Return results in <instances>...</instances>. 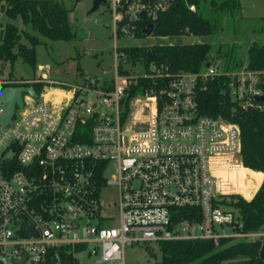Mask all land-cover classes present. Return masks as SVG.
Here are the masks:
<instances>
[{
    "label": "built area",
    "instance_id": "built-area-1",
    "mask_svg": "<svg viewBox=\"0 0 264 264\" xmlns=\"http://www.w3.org/2000/svg\"><path fill=\"white\" fill-rule=\"evenodd\" d=\"M172 1L104 0L113 63L98 77L50 82L38 67L36 81L0 78V92L35 94L22 91L6 122L0 103V264H59L65 248L78 262L84 253L85 264H124L125 245L264 241V228L241 230L232 205L259 187L245 186L256 172L241 163L238 126L201 115L196 104L203 82L219 76L230 101L243 109L251 99L259 104L253 74L213 65L167 73L149 64L129 76L121 67L118 38H145L150 24L136 37V22L153 20ZM107 186L116 190L115 216L101 200ZM21 225L32 233L20 236Z\"/></svg>",
    "mask_w": 264,
    "mask_h": 264
},
{
    "label": "trees",
    "instance_id": "trees-1",
    "mask_svg": "<svg viewBox=\"0 0 264 264\" xmlns=\"http://www.w3.org/2000/svg\"><path fill=\"white\" fill-rule=\"evenodd\" d=\"M62 1L0 0V9L6 17L10 21L18 20L21 26L19 28L11 23L4 24L0 31V60L13 63L20 58L34 68V48L40 43L34 33L50 42H68L72 39L74 33L67 23V10L63 8ZM238 7V0H173L167 10L153 20L136 22L137 30L134 35L141 37V28L152 24L151 36L161 41V38L171 37L174 40L184 36L207 37L214 32L222 14H230ZM209 48L210 45L203 42L175 44L174 41H163L145 47H120L118 51L131 64L140 61L147 68L149 63L146 62L145 53L152 49L155 55L152 64L155 67H160L167 73H197L210 65ZM245 53L244 69L253 74V86L264 97V43L252 42L246 47ZM239 67L240 63L233 66L225 64L221 69L234 71ZM142 82L134 87L130 86L128 92L135 94ZM225 82L226 78L222 76L206 79L203 82L204 88L196 93V104L201 115L222 118L238 126L241 163L245 168L262 175L259 187L250 200L232 198V205L241 222V230H256L264 228V103L257 104L251 99L249 103L253 106L240 108L224 92ZM255 175L258 182L260 174ZM155 245L158 246L159 259L153 264H224L241 259H249L251 264H264V260L258 257L259 240L232 242L231 239L223 238L218 246H214L210 240H173L157 242ZM58 255L59 264H81L72 256L69 248L60 250ZM150 256L154 258V254L150 253Z\"/></svg>",
    "mask_w": 264,
    "mask_h": 264
},
{
    "label": "rangeland",
    "instance_id": "rangeland-1",
    "mask_svg": "<svg viewBox=\"0 0 264 264\" xmlns=\"http://www.w3.org/2000/svg\"><path fill=\"white\" fill-rule=\"evenodd\" d=\"M63 0L62 6L67 10V23L73 33L82 32L83 38L76 40L74 37L68 42L47 41L35 35L40 42L34 48V68L17 58L13 63L0 60V78L16 81L39 80V71L50 82L69 83L82 77H98L100 70H109L112 67L113 41L111 40V23L107 11L102 4L95 11H90L92 0ZM240 7L230 14H222L218 18L214 32L201 38L184 36L174 40L175 44L208 43V62L210 65L221 69L225 64L229 66L240 63L245 66L246 47L252 42L264 43V30L262 21L264 17V0H238ZM204 9L206 7L204 6ZM212 17L215 15L211 14ZM216 20V18H215ZM21 28L17 21H10L3 10L0 9V31L4 24ZM28 30V29H27ZM29 31V30H28ZM24 41V40H22ZM160 39L120 37L116 47H142L162 43ZM120 59H118L119 62ZM142 62L135 61L134 66L123 64L122 69L129 75L143 74ZM38 66L43 68L38 71ZM225 71V70H224ZM37 72V74H36ZM109 177V174H106ZM256 175L246 182L245 186L250 191L258 187ZM248 197L247 190L245 198ZM116 190L107 186L102 195V202L112 206V214L116 215L113 204L116 202ZM232 242L234 240H231ZM154 254V258L150 256ZM124 264H153L159 259L158 246L152 243L125 245L123 250ZM76 256L81 264L89 263L90 258L84 253Z\"/></svg>",
    "mask_w": 264,
    "mask_h": 264
},
{
    "label": "water",
    "instance_id": "water-1",
    "mask_svg": "<svg viewBox=\"0 0 264 264\" xmlns=\"http://www.w3.org/2000/svg\"><path fill=\"white\" fill-rule=\"evenodd\" d=\"M127 0H124V5L126 4ZM104 0H92L91 2V9L90 11H95L100 4H103ZM152 30V24L148 25L145 29L141 31V34H143L145 37L149 36ZM74 38L76 40H79L83 38L82 32H75ZM171 41H174V38H170ZM146 56V62L149 64H152L154 61L155 55L153 53V50H148L145 53ZM122 64H128L129 59L125 58L120 61ZM207 66V65H206ZM37 74V72H36ZM22 91L29 93L31 96H35L34 92L31 89H3L0 92V103H4L5 105V115H4V122H6L12 112H13V106L20 107V93ZM255 101L264 103V97L259 96L255 98ZM31 232V229L28 227H25V225H21L20 230L18 231V234L20 236L27 235ZM258 257L262 260H264V241L260 244L258 248ZM24 258L18 262L13 261L12 259L3 260V264H23ZM224 264H251V261L249 259H241V260H233V261H227Z\"/></svg>",
    "mask_w": 264,
    "mask_h": 264
},
{
    "label": "crops",
    "instance_id": "crops-1",
    "mask_svg": "<svg viewBox=\"0 0 264 264\" xmlns=\"http://www.w3.org/2000/svg\"><path fill=\"white\" fill-rule=\"evenodd\" d=\"M255 1H256V2H259L260 0H255ZM238 3H239V2H238ZM239 7H240V3H239ZM239 7H238V9H239ZM238 9H237V10H238ZM263 18H264V17H263ZM260 19H261V21H262V18H260ZM118 48H120V47H118ZM38 67H40V66H38ZM254 173H255V172H254ZM256 173L260 174V177H259V178H260V181H261V178H262L261 173H260V172H256ZM260 181H259V184H260ZM259 184H258V185H259Z\"/></svg>",
    "mask_w": 264,
    "mask_h": 264
}]
</instances>
